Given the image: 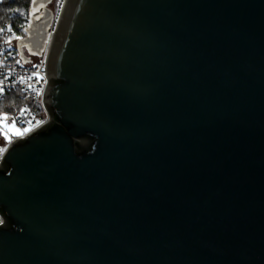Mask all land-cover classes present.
<instances>
[{
    "label": "water",
    "instance_id": "obj_1",
    "mask_svg": "<svg viewBox=\"0 0 264 264\" xmlns=\"http://www.w3.org/2000/svg\"><path fill=\"white\" fill-rule=\"evenodd\" d=\"M47 81L0 163V264H264V0H66Z\"/></svg>",
    "mask_w": 264,
    "mask_h": 264
},
{
    "label": "built area",
    "instance_id": "obj_2",
    "mask_svg": "<svg viewBox=\"0 0 264 264\" xmlns=\"http://www.w3.org/2000/svg\"><path fill=\"white\" fill-rule=\"evenodd\" d=\"M2 0H0L1 3ZM66 0H54L55 10L49 40L41 57H34L24 52L29 61L25 62L17 48V43L25 38V31L12 24L0 26V134L5 132L3 121L13 122L21 134H9L8 140H0L7 145L4 151L0 149V163L8 146L47 125L50 122L49 112L44 104V95L48 86L47 55L49 46L60 14ZM24 32V35L21 34ZM4 217L0 213V226Z\"/></svg>",
    "mask_w": 264,
    "mask_h": 264
},
{
    "label": "trees",
    "instance_id": "obj_3",
    "mask_svg": "<svg viewBox=\"0 0 264 264\" xmlns=\"http://www.w3.org/2000/svg\"><path fill=\"white\" fill-rule=\"evenodd\" d=\"M30 3L31 0H2L0 3V26L12 24L25 31L29 24ZM21 34L24 35V32ZM4 142L6 143L5 140Z\"/></svg>",
    "mask_w": 264,
    "mask_h": 264
},
{
    "label": "rangeland",
    "instance_id": "obj_4",
    "mask_svg": "<svg viewBox=\"0 0 264 264\" xmlns=\"http://www.w3.org/2000/svg\"><path fill=\"white\" fill-rule=\"evenodd\" d=\"M51 11L54 13L55 7L54 5L51 4ZM2 126L3 129L5 130V132L0 134V140L4 141V140H8L9 138V134L18 136L21 134L20 129L18 128V126L16 124H14L13 122H7V121H3L2 122ZM0 149H2L1 151H4L7 147V145H4V143H1Z\"/></svg>",
    "mask_w": 264,
    "mask_h": 264
},
{
    "label": "flooded vegetation",
    "instance_id": "obj_5",
    "mask_svg": "<svg viewBox=\"0 0 264 264\" xmlns=\"http://www.w3.org/2000/svg\"><path fill=\"white\" fill-rule=\"evenodd\" d=\"M49 10H51L50 8H51V4L50 5H48V7H47ZM24 52H27L26 50H24Z\"/></svg>",
    "mask_w": 264,
    "mask_h": 264
},
{
    "label": "snow or ice",
    "instance_id": "obj_6",
    "mask_svg": "<svg viewBox=\"0 0 264 264\" xmlns=\"http://www.w3.org/2000/svg\"><path fill=\"white\" fill-rule=\"evenodd\" d=\"M14 124H15V121H14Z\"/></svg>",
    "mask_w": 264,
    "mask_h": 264
}]
</instances>
